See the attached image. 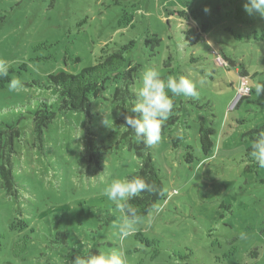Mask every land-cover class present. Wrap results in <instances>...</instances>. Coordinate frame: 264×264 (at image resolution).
<instances>
[{
	"label": "rangeland",
	"instance_id": "obj_1",
	"mask_svg": "<svg viewBox=\"0 0 264 264\" xmlns=\"http://www.w3.org/2000/svg\"><path fill=\"white\" fill-rule=\"evenodd\" d=\"M244 3L0 0V60L9 65L8 75L0 77V121L5 117L6 126H12L3 124L12 134L0 138V166L9 167L12 182L9 189L0 177V264H70L72 250L91 246H98L99 253L121 250L125 264H264V168L252 167L244 151L251 139H241L242 132L264 120V111L252 101L264 102L254 86L264 82V19L247 14ZM202 26L210 49L188 46L183 32ZM146 31L160 39L150 54L144 51L150 45L144 44ZM129 40L136 47L128 68L134 94L142 86V72L160 70L170 55L179 58L175 77L206 80L196 105L208 106L191 110L192 98L172 97L170 118L189 117L190 128H183L195 160H184L185 143L173 148L162 136L153 153L164 199L121 242L115 226L123 214L104 192L113 179L139 168L140 157L127 148L139 141L122 137L124 126L110 124L124 120L110 111L114 104H126L114 100L110 83L89 118L60 110L46 76L60 68L78 71L100 50H117ZM219 50L243 62L253 88L251 98L231 112L230 83H236L237 74L213 63L211 54ZM10 80L24 86L12 90ZM40 109L53 111V118L46 120L39 140L35 112ZM209 118L214 145L203 155L197 130ZM242 118L247 121L241 123ZM86 138L95 143L90 150Z\"/></svg>",
	"mask_w": 264,
	"mask_h": 264
},
{
	"label": "trees",
	"instance_id": "obj_2",
	"mask_svg": "<svg viewBox=\"0 0 264 264\" xmlns=\"http://www.w3.org/2000/svg\"><path fill=\"white\" fill-rule=\"evenodd\" d=\"M200 28L199 30L193 27L188 28L183 32L184 37L183 40H185L188 44V46H195L200 48H209V44L205 41V39L202 37L201 33H204L205 30L203 28ZM146 36L144 39L145 46H148L149 48L145 47L144 51L148 52L150 54L153 50L152 47L156 46L160 39L157 37L158 34L152 33L148 34V32H145ZM135 41L129 40L127 43L123 44L119 49L117 50H100V53L96 56V59L93 63L85 64L82 66L78 71L75 72H69L64 70L63 68L57 69L53 73H50L46 76L47 81H49V84L52 85L56 92H57V98L54 102V106L58 107L60 110L64 111H72V112H79L84 113L89 118V111L93 106H96L95 103L100 104L99 98L101 97L102 93L107 89V85L110 83H114V88L112 91V95L114 97L115 101H124L126 104V108H123L119 106V104H114V102H111L114 104V108L110 111H114V114L116 116V113L123 117H125L126 114H128L127 109H130L131 106L135 103L136 97L133 91L129 89V86L131 84V77L129 73V55L133 52L135 49ZM217 52L221 55V57L225 60V65H217L214 61V53ZM212 55V61L217 67H222L224 69H228V67H232L236 69L237 74V80L236 83H230L231 86H233V90L235 93L236 87L241 79H248V72L243 64V62H239L226 54L224 51H215ZM70 55V54H68ZM192 58V61H195V59ZM79 58L75 57L74 62H79ZM179 58L167 55L165 59L162 61V66L160 67V71L162 73V78L169 77L170 75L172 77L176 76V71L179 68ZM169 68V69H168ZM203 71V70H200ZM213 71V70H212ZM213 78V77H211ZM247 84L249 87V93L242 96L237 103L236 107L233 110L228 111H234L237 108L240 107L243 100L246 98H251V94L253 93V88L251 85H249V82L247 80ZM233 93V95H234ZM232 95V97H233ZM231 97V98H232ZM119 98V100H117ZM230 98V99H231ZM200 99V98H198ZM253 102H256L257 109H260L264 111V102H259L255 99L252 100ZM197 99L191 100V110H193L194 107H197V109H201L205 106H208L207 103H200L203 104L200 107L196 105ZM192 104H195V106H192ZM229 104V102H228ZM227 104V107H228ZM117 111V112H116ZM38 113V118L35 124V131L37 138H41L40 132L43 128H45L47 122L53 118V111H46L45 109H40L39 111H36L35 114ZM210 115H212L210 112H208ZM130 114V113H129ZM189 117H184L178 115L176 117L170 118L162 127V136H166L169 141L171 142V146L173 148H177L181 143H185V152H184V160L187 163H192L195 160V156L192 152V146L188 144L186 139V131L185 129L190 128L188 119ZM3 120L0 121V138L1 135L5 134L7 136L11 135L12 132H5L3 130V124L5 127H8L9 129L12 126H6L5 117L2 118ZM47 120V122H46ZM246 118H242L240 120L241 123L246 122ZM113 126L119 127V125H122L126 128L125 133L122 135V137H125L127 135L129 136H135L134 132L129 129L125 124V119L123 121L118 120L115 118L113 120V123H110ZM184 124H186L187 128H183ZM257 126V124H254L253 127L250 129L242 132L241 139L244 141L246 137L251 139L250 145L248 147L244 148L245 155L248 159H250V152L253 150L252 145L255 143V138L258 136L260 131H264V120L258 124L257 128H254ZM183 128L184 132H180L182 134L183 138H179V133H177V128ZM180 130V129H179ZM15 133V132H14ZM198 140L200 144V149L203 155H208L214 145V142L211 138L212 134L214 133V127L212 126V120L211 118L208 119V122L206 124L200 123L198 125ZM136 137V136H135ZM137 139V138H136ZM138 140V139H137ZM8 141V140H7ZM139 141V140H138ZM10 141H8L6 144V152L9 150ZM87 142V149L90 150L95 145V143L92 141V138H86ZM123 143L125 140H122ZM98 148V146H96ZM129 150L134 149L136 155L140 157L138 169L132 172H129L126 174L125 177H133V176H142L150 183L154 184L156 191L154 193L144 192L141 193L138 197L130 201V203L138 209V215L140 219L145 217L151 209L157 204V202L164 199V186L161 180V176L159 173V168L157 166L154 153H153V147L147 148L142 142H138V144H129L127 146ZM9 164L8 157H5V165ZM252 167L258 168L259 166L253 161ZM0 177H1V184L4 183L9 189L12 187L11 182V175L9 167L4 168V166H0ZM109 245V244H108ZM98 246H91L89 249H84L79 247L77 250H72V256H71V263L73 264L74 258L76 256H83L87 253L92 254H98L99 250L97 249Z\"/></svg>",
	"mask_w": 264,
	"mask_h": 264
},
{
	"label": "clouds",
	"instance_id": "obj_3",
	"mask_svg": "<svg viewBox=\"0 0 264 264\" xmlns=\"http://www.w3.org/2000/svg\"><path fill=\"white\" fill-rule=\"evenodd\" d=\"M243 7L247 14H255L264 19V0H245ZM8 71L9 65L0 60V77L7 76ZM141 81L142 86L135 92V103L127 109L128 114L124 119L126 126L134 132L136 138L145 147L152 148L161 142L162 127L173 114L172 97L198 99L199 88L206 84V80L203 78L194 80L184 75L169 76L165 79L154 67H148L142 72ZM23 86L20 80L9 81V87L12 90ZM254 86L258 95L264 94V82H256ZM104 123L106 124L105 120ZM179 138H183L182 134ZM79 148L83 150L82 145ZM252 149L251 159L260 168H264V131L259 132ZM155 191L154 184L142 176L113 179L107 186L104 195L114 202L116 211L123 214L121 223L115 226L121 242L133 235L136 225L140 223L138 209L130 201L141 193ZM73 264H125V260L121 250L112 249L98 254L89 252L83 256H76Z\"/></svg>",
	"mask_w": 264,
	"mask_h": 264
},
{
	"label": "built area",
	"instance_id": "obj_4",
	"mask_svg": "<svg viewBox=\"0 0 264 264\" xmlns=\"http://www.w3.org/2000/svg\"><path fill=\"white\" fill-rule=\"evenodd\" d=\"M214 61L219 66L225 65V60L217 52L214 53ZM248 93H249V87L247 84V80L243 78L239 81L235 93L231 98V100L229 101L227 109L233 110L236 107L237 103L239 102L240 98Z\"/></svg>",
	"mask_w": 264,
	"mask_h": 264
}]
</instances>
